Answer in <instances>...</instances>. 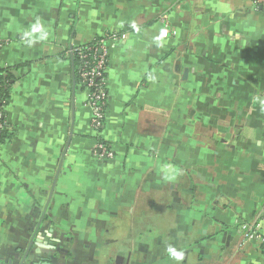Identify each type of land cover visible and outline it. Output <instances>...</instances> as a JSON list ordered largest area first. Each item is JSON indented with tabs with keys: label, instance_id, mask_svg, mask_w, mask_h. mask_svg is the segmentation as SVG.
Masks as SVG:
<instances>
[{
	"label": "crops",
	"instance_id": "0c3cea01",
	"mask_svg": "<svg viewBox=\"0 0 264 264\" xmlns=\"http://www.w3.org/2000/svg\"><path fill=\"white\" fill-rule=\"evenodd\" d=\"M108 35L95 133L70 52ZM0 39V264H264V7L0 0Z\"/></svg>",
	"mask_w": 264,
	"mask_h": 264
},
{
	"label": "built area",
	"instance_id": "2783aa9c",
	"mask_svg": "<svg viewBox=\"0 0 264 264\" xmlns=\"http://www.w3.org/2000/svg\"><path fill=\"white\" fill-rule=\"evenodd\" d=\"M255 6L264 7V0H254ZM169 34L168 24L164 22L159 32L161 38H166ZM114 36H103L93 43L79 46L71 50V55L78 62V80L88 91L87 105L92 112L91 127L95 133H98L102 121L104 120V111L107 101L106 92V69L108 64V41L114 40ZM7 42L0 39V47ZM3 102H0V109ZM5 121L0 112V130ZM94 154L96 157L111 159L112 152L101 142L95 144ZM243 237L247 241H259L264 244V237L260 232L248 225L241 227Z\"/></svg>",
	"mask_w": 264,
	"mask_h": 264
},
{
	"label": "trees",
	"instance_id": "16d2710c",
	"mask_svg": "<svg viewBox=\"0 0 264 264\" xmlns=\"http://www.w3.org/2000/svg\"><path fill=\"white\" fill-rule=\"evenodd\" d=\"M93 43V42H92ZM75 59V58H74ZM108 65V64H107ZM6 85H5V84ZM7 83L4 82L3 79L0 77V102H3L1 105L2 108L0 109V112L2 114L3 120L5 121V113H4V108L6 106V101H7ZM103 122V121H102ZM7 134V125L6 122L3 126V128L0 130V144L5 140ZM104 144V143H103ZM106 146V145H105Z\"/></svg>",
	"mask_w": 264,
	"mask_h": 264
},
{
	"label": "clouds",
	"instance_id": "9594fccd",
	"mask_svg": "<svg viewBox=\"0 0 264 264\" xmlns=\"http://www.w3.org/2000/svg\"><path fill=\"white\" fill-rule=\"evenodd\" d=\"M173 254L176 255L177 258H180V256L182 255V254H178V253H175V252H173Z\"/></svg>",
	"mask_w": 264,
	"mask_h": 264
}]
</instances>
